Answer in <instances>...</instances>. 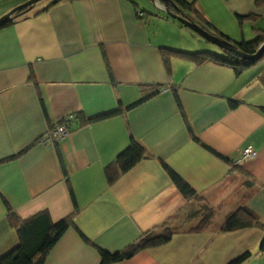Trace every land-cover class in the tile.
Returning a JSON list of instances; mask_svg holds the SVG:
<instances>
[{"label":"crops","instance_id":"crops-1","mask_svg":"<svg viewBox=\"0 0 264 264\" xmlns=\"http://www.w3.org/2000/svg\"><path fill=\"white\" fill-rule=\"evenodd\" d=\"M28 1L0 0V19ZM187 1L233 42L264 31V0ZM53 2L0 29V259L20 245L12 212L49 211L75 216L45 264H102L101 250L168 226L182 231L116 264H230L247 253L243 264H260L263 229L221 228L244 207L264 226V60L238 73L167 59L166 49L222 50L160 9L140 17L138 0ZM148 87L162 91L134 106ZM70 115L68 136L50 138ZM133 140L148 158L110 185L107 166ZM249 148L258 155L243 161ZM165 164L197 196L187 199Z\"/></svg>","mask_w":264,"mask_h":264},{"label":"trees","instance_id":"trees-1","mask_svg":"<svg viewBox=\"0 0 264 264\" xmlns=\"http://www.w3.org/2000/svg\"><path fill=\"white\" fill-rule=\"evenodd\" d=\"M59 1H56L55 3L53 2V4H57ZM170 2V9L172 12L177 14L180 12L182 16L188 17L202 28L212 32L207 26L209 23H206V21L201 17L200 12L193 2H189L187 0H170ZM143 13L146 14V11H143ZM13 22L8 23L0 29L10 26L13 24ZM258 31L259 34L256 38L249 41L244 40L238 44V49L241 52L248 55H254L259 51L260 47L264 44V31ZM213 34L232 42L222 34ZM164 51L166 58L169 57V55H174L196 61H212L221 65L230 66L238 73L243 72L264 60V55L258 62L244 60L235 53L225 50H222L221 54L213 52L188 53L171 49H166ZM166 62L168 61L166 60ZM148 88L150 91L134 106L151 99L152 97L160 94L162 91L161 87ZM179 106L182 108L181 103H179ZM113 114H108L105 117ZM102 118L103 117H99L95 120H101ZM32 147L33 145L22 151L21 154L27 152ZM146 158H148L146 149L140 143L133 140L130 146L124 150L114 162L107 166L106 177L108 179V183L110 185L115 184L124 174L129 172ZM165 168L167 169L174 183L187 199L191 200L197 196L196 191L175 171L169 168L166 164ZM71 195L75 205H77L73 190L71 191ZM74 214L59 221H54L49 211H42L27 219H21L17 216V214H15V212H12L10 214V218L13 225L17 228L20 238V245L14 252L1 258L0 264H45L50 252L61 241L71 226L74 225ZM212 216V211H209L207 214H205L203 221L199 224L196 230L199 231L201 228H203L204 225L207 224V222L212 218ZM249 228H261L264 230V226L261 224L259 218L252 211L244 207L229 215V217L224 222L221 231L229 233ZM181 231L182 230L180 228L168 226L159 231H153L142 235L138 241L118 253L111 254L107 251L101 250L102 264H116L118 262L129 260L144 250L161 247L167 244L175 234ZM261 251L264 252V238L261 245ZM250 257L251 253H247L230 264H243Z\"/></svg>","mask_w":264,"mask_h":264},{"label":"water","instance_id":"water-1","mask_svg":"<svg viewBox=\"0 0 264 264\" xmlns=\"http://www.w3.org/2000/svg\"><path fill=\"white\" fill-rule=\"evenodd\" d=\"M47 1V0H30L27 3L17 7L13 11H11L9 14L4 16L0 19V28L7 25L10 22H13L15 18L24 15L28 11H32L35 9L37 5L40 3ZM59 0H54V3ZM152 5H154L155 8L160 9L166 13L170 18L178 21L180 24H182L185 28L189 29L196 35L202 37L207 41L208 43H212L213 45L219 47L221 50L229 51L232 53H235L237 56L244 60H251L254 62H258L262 59L264 55V44L260 47L259 51L254 55H248L243 52H241L238 49V42H230L225 39H222L216 35H214L212 32L202 28L197 23L190 20L188 17H184L181 15L180 12L174 13L170 9V0H148Z\"/></svg>","mask_w":264,"mask_h":264},{"label":"built area","instance_id":"built-area-1","mask_svg":"<svg viewBox=\"0 0 264 264\" xmlns=\"http://www.w3.org/2000/svg\"><path fill=\"white\" fill-rule=\"evenodd\" d=\"M140 17H144L145 13L140 12ZM75 116L70 115L66 121H64L62 124L57 126L53 131L50 132L49 136L50 138L58 139V138H64L67 137L69 134V124L74 121ZM257 153L252 149H246L243 154V161H248V160H254L257 157Z\"/></svg>","mask_w":264,"mask_h":264},{"label":"rangeland","instance_id":"rangeland-1","mask_svg":"<svg viewBox=\"0 0 264 264\" xmlns=\"http://www.w3.org/2000/svg\"><path fill=\"white\" fill-rule=\"evenodd\" d=\"M138 1H139L138 3H139V6L141 9H143L147 12H152L154 10L157 11V9L154 7V5H152L148 0H138ZM191 33H193V32L191 31ZM193 35H195L197 38L205 41V39H203L202 37H200L196 34H193ZM205 42L208 43L207 41H205ZM209 44L212 45L213 47H217V46L213 45L212 43H209ZM217 48L220 49L219 47H217ZM260 264H264V260H262V262Z\"/></svg>","mask_w":264,"mask_h":264}]
</instances>
